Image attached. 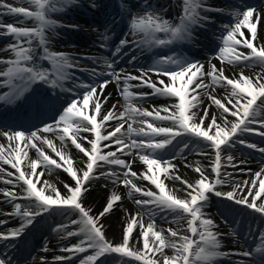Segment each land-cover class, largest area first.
I'll return each mask as SVG.
<instances>
[{
    "label": "snow or ice",
    "instance_id": "snow-or-ice-1",
    "mask_svg": "<svg viewBox=\"0 0 264 264\" xmlns=\"http://www.w3.org/2000/svg\"><path fill=\"white\" fill-rule=\"evenodd\" d=\"M25 2L34 6L35 10L13 6L0 0V8L6 10L0 12V16L17 14L22 17L20 23L29 19L35 22L34 26L28 27L16 26L11 22L5 24L0 20L2 30L0 36H10L13 40L0 48V52L9 53L8 57L0 56V88H8L7 92L0 94V102L11 104L26 98L25 94L37 83L46 84L52 89L58 88L61 92L75 95L76 98L66 101V106L60 111L58 118H54L51 124H44L42 128H36L31 132L0 129V137L7 140V144L0 143V163L15 170L7 171L0 166V181L12 186L11 189L0 188V193L4 197L0 203L11 205L12 208L10 212L0 210V217L8 216L18 218L20 221L18 227L0 231V241L21 239L39 217L55 213L65 217L67 222L58 223L52 228V232L58 234L61 240L82 238L61 248V252L69 255H57L51 264H64L89 251L91 254L84 255L79 264H102L101 258L108 256H118L120 258L118 264H128L129 260L137 261L139 264H214L219 257L237 254L251 256L252 251L242 253L220 251L221 241L218 238L220 233L213 230L216 225L212 219L205 218L203 209L208 204L209 193H212L216 197L224 198L259 214L264 220V168L251 175L250 180L232 182L230 191L217 190L218 186L232 181L233 173L222 169L227 166L239 168L234 162V156L229 154L224 157L223 151L235 147L236 144L257 149L255 143H248L240 137L252 133L264 136V131H258L264 129V44L259 42L258 32V25L264 23L261 11L249 6L242 12L238 9L231 12L235 23L223 26L219 50L215 57L208 59L207 70L204 63L173 53L160 56L147 69L138 68L136 71L139 75H133L123 69L116 71L114 62L107 59L103 61L108 69L105 73L95 68L80 67L77 60L64 52L50 51L46 31L57 25L55 20L49 18V13L60 10L56 6L58 0ZM76 3L78 0H64L65 5ZM173 3L175 4V0ZM177 6L180 7L181 13L173 20L165 19L162 12L166 9H155L148 0H144L141 5L143 14H131L128 9L131 14L129 33H125V38L120 39L112 56L119 55L129 44H135L137 47L147 45L151 48L191 43L195 40L196 27L214 23L210 16L203 13L219 11L208 4V0H181ZM89 7H97L95 0H92ZM121 8L124 9L126 6L121 3ZM245 29L249 35H245ZM129 34L134 38L142 34V39L129 41L127 39ZM158 34H163V38ZM107 39L105 35L104 40ZM104 46L101 44V47ZM241 48L248 51H241ZM84 59L92 58L85 56ZM213 59L234 67L240 64L246 67L258 64L262 66V71L250 76L240 70L229 77L225 75V68H218L212 62ZM135 60L136 57L132 56L129 63ZM44 61H47L50 67H44ZM73 69L87 72L93 83L80 81L74 71H70ZM105 75L110 76L111 81L104 79L99 84L95 83L96 79ZM153 75L156 76L155 80L152 78ZM162 77H166L167 82ZM205 77L210 78L212 85L226 89L225 95L218 98L205 91L209 87L204 82ZM131 81L138 83L133 85ZM112 82H115L124 99V110L118 114L116 104H113L107 113L103 111L104 105L110 99V94H104L105 89ZM68 83H71L70 87L66 86ZM133 87L150 88L151 95L175 98L176 103L159 107L153 105L151 111L137 107L134 100L147 99L150 94L132 92ZM81 90L82 98L79 95ZM202 94L206 95L219 110L218 114H211L210 122L209 107H204L203 115H198ZM112 120L119 123L113 130L106 131L107 122ZM164 121L170 122L171 126H160L158 122ZM124 122H127L126 131ZM136 124L139 126H134ZM253 125H257L258 128ZM46 133H54L61 146L57 148ZM82 133H90L93 138L82 136ZM184 136L192 137L198 142L196 146H192L193 150H196L199 144L212 150L214 158L211 159L210 167L211 173L215 174L214 179H209L199 161L194 167L199 178L194 182L190 183L174 174L177 166L172 160H175L176 156L168 160L164 159L162 154L169 150V146H174V141L178 137ZM69 140L86 160L81 158L75 161L72 158L67 151L66 141ZM85 142L90 147H85ZM44 146L51 149L59 160L54 159ZM113 146L115 151L110 150ZM189 147V144H184L176 155L182 154ZM29 150H35V159L30 157ZM133 150L146 166V171L139 176L132 171V162L118 155H132ZM258 150L264 153V148ZM200 154L208 155L203 151ZM243 163L246 161L241 160L240 164ZM77 164L81 166L77 167ZM105 165L124 169L123 179L120 178L121 173L112 168L100 171ZM53 169H61L74 181V185L63 183L67 194H63L54 183L43 179L44 172H51ZM100 178L111 180L113 184L122 183L128 188L130 197L133 194H140L143 198L136 199L135 204L145 209L149 216L150 222L145 225L140 212L129 214L130 219L123 228L122 240L118 243L106 237L101 218L111 213L116 203L121 201V195L113 190L98 215H93L92 210L84 206V198L90 190L89 185ZM132 178L149 181L157 191L138 186ZM165 179L180 181L185 186L183 189L186 193L185 198L176 194L178 190L167 188ZM17 188L19 192L16 191ZM18 200H26L28 203L22 204L17 202ZM169 212L182 214L172 220V223L187 218L186 231L191 235H181L180 228L157 230L154 217L158 213ZM73 214L77 218H72ZM163 218L168 217L165 215ZM8 223V220L0 219V226ZM135 228L139 229L140 239L137 240V244L142 240L140 248L132 243ZM258 231L260 242L254 251L264 254V229ZM229 235L235 237L237 232L232 230ZM7 246L9 245L6 243L5 247ZM168 248L173 250L172 256L165 254V249ZM43 250H48L47 244ZM0 264H12V261L0 256ZM40 264L49 262L41 257Z\"/></svg>",
    "mask_w": 264,
    "mask_h": 264
},
{
    "label": "bare ground",
    "instance_id": "bare-ground-1",
    "mask_svg": "<svg viewBox=\"0 0 264 264\" xmlns=\"http://www.w3.org/2000/svg\"><path fill=\"white\" fill-rule=\"evenodd\" d=\"M62 4L60 6H57V8L59 7H63L64 6V0H61ZM131 1V0H129ZM4 2H8V3H25V0H4ZM65 9L63 10H59L56 14L53 15L54 18H58V19H62V20H69L71 19L74 15H80L77 12V9L75 7L74 4H68L65 5ZM226 8H228L229 10H232L233 6H226ZM0 20H2L5 24L7 23H16L17 20H13L11 19L10 16H0ZM78 21L80 22H87V19H82L80 20L78 18ZM97 22V21H96ZM98 23V22H97ZM261 26L258 25V30L259 27ZM97 27H103V24L98 25ZM2 31V30H0ZM127 31V29H126ZM92 34H94L97 37L98 42L104 45H107V43L109 42V38L105 41L104 40V34L100 33L97 29H95ZM64 37L66 35H63ZM108 37V35H107ZM221 37V36H220ZM0 48H3L1 46L0 43ZM97 49L103 54V57H106L107 60L109 61H113V56H111V58H109V54L111 53V51L106 50L103 51L102 48H98ZM209 58H212L211 55H208L207 60H201L200 62H204L205 64V70H207V61ZM104 61V60H103ZM102 61V62H103ZM116 60H114L113 62H115ZM213 63H215L217 65V67H224L225 68V75H228L229 77H231L234 72L238 73L240 70H243L245 75H250V76H254L255 73L262 71V66L261 65H253L252 67H246L244 64H240L238 67H234L231 65H227L225 64H221V62L219 60L213 59L212 60ZM116 63H114V67H115ZM207 78V77H205ZM101 80H95V83L98 84L100 83ZM167 82V81H166ZM207 85H209V87L207 89H205V91L210 92L214 95H216L218 98L222 97L223 95H225L226 93V89L221 88L219 86H215L211 84L210 78L208 82H205ZM115 87L116 84L115 83H109L105 89V93H107L108 95L110 94V99L108 100L107 104L104 105L103 107V111L105 113H107V111H109L112 108L113 104L117 105L116 108V112L117 114L121 111L124 110V102L120 99V98H115L114 94L115 93ZM113 89V91H112ZM82 96V94L80 95ZM201 99H202V103L200 105V110H198V115H203V111L202 109L204 107H209V122H210V117L212 113H219V110L215 107V105H213L211 103V101L208 99V97L206 95H201ZM172 103H176V100L174 98H168L167 100H158V99H144L142 101H137L135 102L136 106H139L140 108H147L148 110L152 109V106L155 105L157 107L161 106V105H168V104H172ZM229 119H235L233 117H229ZM110 122V121H109ZM106 125H108V123ZM116 125L117 123H119V121L115 120L114 122ZM134 126H139L138 124L134 125ZM124 130H127V122H125L124 124ZM136 138V137H135ZM52 139V138H49ZM54 144L57 146V148H59L61 146V142L59 140H55L52 139ZM67 151L68 153L72 156V158L75 161H79L81 158L85 159V157H83L82 154L78 153V150L75 149L74 146H72L69 142H67ZM85 147H88V145H84ZM110 150L115 151V146H113ZM211 150V149H210ZM107 151V150H106ZM193 154H196L197 156L195 157L197 161L200 162V165L206 170V175L209 176V179H212V173H211V159L212 157V153H208V155H201L199 152L194 151ZM231 153H223V156L226 157L227 155H229ZM121 155L122 159H130L131 160V169L132 171H135L137 173V175L139 176L141 173H144L146 171V166L141 163V161L138 159V156L135 155V150H133V154L132 155H128V156H124L122 154H118ZM235 158L234 162H237V164L239 165V168H244V166L248 165L246 158L242 157L241 155H234L232 154ZM33 158H36V152H34L33 154ZM244 160L246 161V163L240 164V161ZM196 161V162H197ZM195 163H193L191 165V167H186L185 165H189L187 163H185L184 159H179V161L177 162H173L177 168L175 171V175H179L181 176L182 179H186L188 180L190 183L194 182L195 179L199 178L198 173H195L194 171V167H195ZM80 164H77V167H80ZM109 168L111 167H104L102 169H100V171H108ZM210 168V170H209ZM261 168H264V158L262 159L261 162L256 163L254 166H252V168L250 170H247L245 172V174H249L243 177H239L237 175H235V180L232 178L231 182L225 183L222 186H218L217 190H223V191H230L232 189V182H235L236 179L240 178L241 180H239L240 182H243L245 180H250L251 179V175H254L257 171H259ZM256 169V172L252 173L251 172L253 170ZM112 170H114L112 168ZM117 171V170H114ZM119 172V171H117ZM121 173V180L123 179L122 176V171L119 172ZM43 179H47L50 182L54 183L56 185V187L63 193V194H67L66 190L63 188V183H68L69 185H74V181H72V179L69 177L68 174H65L64 171H60L58 169H53L51 172L45 171L44 175H43ZM134 180L135 183H137L138 186H141L145 189H154L155 191H157L155 189V187L147 180H143V179H136V178H132ZM165 184L167 185V188L169 189H174V190H178L176 192V194L178 196H180L181 198H185V191H183V189L185 188V186L177 180H168L165 179ZM89 192L86 194L85 198H84V206L87 208H90L92 210V214L93 215H98L100 211H102L103 207L106 205L107 202V198L111 195V192L114 190L116 192H118L122 199L121 201L117 202L114 209L111 211L110 214L106 215L105 217L101 218V222L104 225L105 228V232H106V237L109 240L115 241V242H120L122 240V233H123V228L126 226L128 220L130 219V215L129 214H134L137 212H140L142 214V218L143 221L145 223V225H147V223L150 222L149 220V216L146 214V210L142 209L140 207H138L135 204V200L136 199H142L143 197L140 194H133V196H129L128 195V188H126L122 183L121 184H113L110 182V180L104 179V178H100L99 180H95L93 181L90 185H89ZM210 194V193H209ZM221 203L223 204V207L225 208H230L231 210L235 209V213L237 215H245V213L247 211H245L243 209L242 206H238L235 205L234 203H232L231 201H228L224 198H219ZM162 215H167V216H171L170 212L169 213H161ZM207 218L212 219L216 225V227L213 229L214 231H217L220 233V236L218 237L221 241V249L223 250V252H233V253H242L243 252V248L240 247L241 243H240V239L243 237L242 232H239L237 230H235L234 228V224L229 221L227 218H224L222 216V213L220 211H217L215 209L210 210L207 213ZM127 217V218H126ZM72 218H77V216L75 214L72 215ZM155 219V217H154ZM174 220V218H171L167 223L165 222H158L155 219V223H156V227H158L159 229H168V228H180L181 229V235H188L189 232L186 231L187 227L182 229L181 228V222L178 223H172L171 221ZM64 222H67V219H63ZM157 228V229H158ZM235 230L237 232V235L235 237L229 235V233ZM243 231V230H242ZM165 233H167L165 231ZM57 237L55 236L54 239H56ZM80 238H73L71 239L68 243H65L64 245L67 247L70 244H74L77 242V240ZM139 229L135 228L134 229V233H133V237H132V243L134 245H136V247L140 248L142 247V240L140 241L139 244H137V240H139ZM91 254V251L85 253V255H89ZM165 254L168 256H172L173 255V250L168 248L165 249ZM110 258V263L109 264H118L119 261V257L118 256H108ZM228 258H231L233 260V264H252V261H250L249 257H244L242 255H231V256H227ZM239 258V259H238ZM128 264H139V262L134 261V260H129ZM227 264H231V263H227Z\"/></svg>",
    "mask_w": 264,
    "mask_h": 264
}]
</instances>
